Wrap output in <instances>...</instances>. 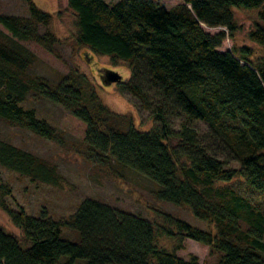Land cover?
I'll return each mask as SVG.
<instances>
[{"label":"trees","instance_id":"trees-1","mask_svg":"<svg viewBox=\"0 0 264 264\" xmlns=\"http://www.w3.org/2000/svg\"><path fill=\"white\" fill-rule=\"evenodd\" d=\"M21 1L26 16L0 13V122L60 144V134L21 105L34 94L60 106L86 126L83 144L90 163L114 177L139 173L157 186L156 201L187 208L213 226L215 235L169 215H161L158 224L90 199L67 220L55 222L44 210L33 218L8 207L11 190L0 184V210L26 243L21 246L0 229V264H198L193 256L187 261L176 256L183 240L219 253L218 264H264V207L234 186L239 181L247 194L264 196V58L252 61L247 48L218 51L225 32L231 35L236 28L233 9L254 10L264 0H181L170 10L152 0L113 5L66 0L75 17L76 48L124 63L132 78L140 69L146 72L158 94L156 106L138 84H117L156 122L146 132L105 107L91 85L69 77L52 87L29 74L35 57L22 43L60 60L59 41L48 30L51 16L31 0ZM258 19L247 40L264 50V8ZM202 26L223 31L211 36ZM106 72L101 69L100 77ZM172 120L178 121L177 130ZM194 123L207 128L205 137L198 136ZM0 168L59 186L54 166L2 140ZM62 229L78 240H64ZM159 236L177 240V247H159Z\"/></svg>","mask_w":264,"mask_h":264},{"label":"rangeland","instance_id":"rangeland-1","mask_svg":"<svg viewBox=\"0 0 264 264\" xmlns=\"http://www.w3.org/2000/svg\"><path fill=\"white\" fill-rule=\"evenodd\" d=\"M40 11L51 16L48 30L59 41L56 52L60 56L57 60L41 48L31 43H22L35 57L29 74L45 79L52 87L63 82L66 78H75V83L83 86H92L100 102L110 111L119 115H126L132 119L134 129L146 132L156 127V122L149 112L140 109L131 96L121 93L118 85L105 86L101 82V69L118 74L121 80L132 82L141 86L147 93L153 106L158 103V94L150 86L148 76L144 69H140L136 78H132L128 67L121 62L112 63L108 57L96 56L85 49H78L73 44L76 35L74 14L67 8L66 0H31ZM113 5L120 0H103ZM170 10L182 4L181 0H152ZM264 8V3L254 10L233 9L235 30L231 35L225 32V39L218 48L219 52L231 51L233 48H247L251 51L252 61L264 58V50L251 44L247 35L260 25L258 13ZM0 13L22 17L26 16V8L21 0H0ZM205 33L214 36L223 31L220 28L209 29L202 26ZM46 29L40 28L43 33ZM122 104V105H120ZM25 110H33L38 120L45 121L54 128L61 137V143L56 144L29 132L11 128L0 122V140L30 153L54 166L60 177L59 186L54 187L35 181H30L15 173L0 168V184L11 190V198H7L8 207L18 212L22 210L25 215L36 218L41 211L55 222L67 220L72 215L80 202L86 199L100 202L113 210L140 216L143 219L162 223L161 215H169L187 223L189 226L215 235L214 227L192 216L184 207L156 201L154 193L157 186L134 171H123L120 176L114 177L106 174L96 165L90 163L84 152V132L86 126L73 118L63 108L46 99L29 94L21 105ZM172 128L177 130L178 121H171ZM200 138L205 137L207 128L201 123H194ZM229 167L237 169V164L229 163ZM239 192L260 207H264V196L256 192L247 194L244 183L237 181ZM0 229L14 237L22 246L25 243L22 232L13 226L8 215L0 210ZM64 240L76 242L77 235L67 229L61 230ZM159 247L172 251L177 247V240L159 236ZM181 249L176 251V256L184 261L193 256L198 264H218L219 253L211 252L207 247L190 240L181 242ZM64 263V260L60 262ZM74 264H84L77 261Z\"/></svg>","mask_w":264,"mask_h":264},{"label":"water","instance_id":"water-1","mask_svg":"<svg viewBox=\"0 0 264 264\" xmlns=\"http://www.w3.org/2000/svg\"><path fill=\"white\" fill-rule=\"evenodd\" d=\"M101 82L105 86H109L110 84H118L121 82V77L113 72L103 73V78H101Z\"/></svg>","mask_w":264,"mask_h":264},{"label":"bare ground","instance_id":"bare-ground-1","mask_svg":"<svg viewBox=\"0 0 264 264\" xmlns=\"http://www.w3.org/2000/svg\"><path fill=\"white\" fill-rule=\"evenodd\" d=\"M120 105H122V104H120Z\"/></svg>","mask_w":264,"mask_h":264},{"label":"flooded vegetation","instance_id":"flooded-vegetation-1","mask_svg":"<svg viewBox=\"0 0 264 264\" xmlns=\"http://www.w3.org/2000/svg\"><path fill=\"white\" fill-rule=\"evenodd\" d=\"M115 85V84H114ZM117 85V84H116Z\"/></svg>","mask_w":264,"mask_h":264}]
</instances>
